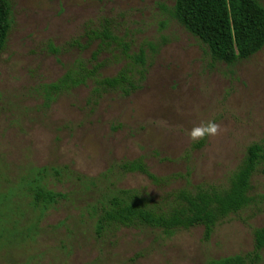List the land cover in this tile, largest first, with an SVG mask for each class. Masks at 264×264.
I'll use <instances>...</instances> for the list:
<instances>
[{"label":"rangeland","instance_id":"1","mask_svg":"<svg viewBox=\"0 0 264 264\" xmlns=\"http://www.w3.org/2000/svg\"><path fill=\"white\" fill-rule=\"evenodd\" d=\"M9 1L13 28L0 54V264H206L251 253L253 231L264 227L263 172L253 178L257 204L208 241L203 227L99 237L92 210L108 189L159 202L187 186L226 185L248 147L264 145V49L231 67L213 62L172 18L174 0ZM105 26L118 40L101 51L86 34ZM142 50L145 65L135 68L130 57ZM80 64L99 66L98 80L133 69L136 89L95 93L89 80L47 102L41 87ZM207 121L217 134L190 139ZM137 160L166 184L121 170ZM41 169L44 185L65 196L45 212L22 184Z\"/></svg>","mask_w":264,"mask_h":264},{"label":"trees","instance_id":"2","mask_svg":"<svg viewBox=\"0 0 264 264\" xmlns=\"http://www.w3.org/2000/svg\"><path fill=\"white\" fill-rule=\"evenodd\" d=\"M174 2L170 13L172 18L207 48L213 62L231 67L251 59L264 49V0ZM12 28L11 3L9 0H0V54L6 49ZM86 35L90 42L99 41L101 51L109 49L118 40L108 26L89 30ZM118 45L122 46L120 43ZM51 49L53 53H59L57 48ZM124 54L129 57L127 49H124ZM96 57L97 55L95 60ZM130 59L134 62L133 67L144 66V50L137 59ZM98 69L99 66L90 70L80 64L58 82L42 86L47 102L85 85L89 80L96 81L98 88L95 93L101 90H118L129 95L136 89V73L133 69H124L116 77L99 80ZM137 74L144 79V72L137 71ZM121 170L124 173H141L159 186L167 182L151 174L141 160L124 163ZM46 171L38 170L33 179L22 183L26 186L34 207L44 212L59 199L65 198L44 185ZM261 172L264 173V145L253 144L248 147L242 163L231 174L226 185L187 186L167 194L159 202L138 190L108 189L92 210L96 219V234L102 237L120 228H149L172 236L180 230L203 227L204 239L208 241L219 224L257 204V199L253 196V178ZM4 228L6 233L9 232L8 228ZM4 233H0V240L4 238ZM253 237L254 250L251 253L209 260L206 264H263L264 227L255 229Z\"/></svg>","mask_w":264,"mask_h":264},{"label":"clouds","instance_id":"3","mask_svg":"<svg viewBox=\"0 0 264 264\" xmlns=\"http://www.w3.org/2000/svg\"><path fill=\"white\" fill-rule=\"evenodd\" d=\"M218 130L219 126L216 123L207 121L201 122L199 125L194 126L188 132V135L192 140H199L204 138L205 136L217 134Z\"/></svg>","mask_w":264,"mask_h":264}]
</instances>
